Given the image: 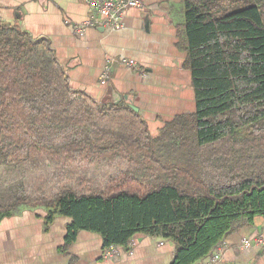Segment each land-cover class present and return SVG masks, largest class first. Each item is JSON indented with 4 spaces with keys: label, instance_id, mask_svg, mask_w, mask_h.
I'll list each match as a JSON object with an SVG mask.
<instances>
[{
    "label": "trees",
    "instance_id": "trees-1",
    "mask_svg": "<svg viewBox=\"0 0 264 264\" xmlns=\"http://www.w3.org/2000/svg\"><path fill=\"white\" fill-rule=\"evenodd\" d=\"M184 17L196 110L156 136L125 100L73 89L47 38L0 19V220L41 207L48 224L71 219L68 244L142 234L196 264L264 218V0H185Z\"/></svg>",
    "mask_w": 264,
    "mask_h": 264
},
{
    "label": "crops",
    "instance_id": "crops-1",
    "mask_svg": "<svg viewBox=\"0 0 264 264\" xmlns=\"http://www.w3.org/2000/svg\"><path fill=\"white\" fill-rule=\"evenodd\" d=\"M142 3V8L125 13L122 29L92 28L84 36L74 31L91 16L84 0H0V19L34 37L47 38L73 89L99 102L128 97L149 126L151 120L160 121L159 132L166 122L196 110L181 44L185 0ZM122 59L136 61L139 68L121 65ZM107 67L110 77L102 84ZM47 215L45 208L22 207L0 220V264H172L174 260L173 242L142 234L131 240L129 248L118 247L112 257L105 256L103 239L96 233L81 231L68 244L71 219L57 217L48 224ZM257 237L264 241L261 217L226 239L221 264H264V244H244Z\"/></svg>",
    "mask_w": 264,
    "mask_h": 264
},
{
    "label": "built area",
    "instance_id": "built-area-1",
    "mask_svg": "<svg viewBox=\"0 0 264 264\" xmlns=\"http://www.w3.org/2000/svg\"><path fill=\"white\" fill-rule=\"evenodd\" d=\"M87 2L90 10V18L80 25L74 26V31L84 36L87 30L92 28H109L119 30L123 27L125 13L133 8H142V0H84ZM121 65L132 69H138L139 66L134 60L122 59ZM110 77V68L107 67L101 76L102 84H106ZM251 243L256 245L264 244L263 239L257 237L254 240H246L244 244L249 246ZM117 247H111L105 253L106 257H112L116 254ZM224 248L218 249L206 259L205 264H221L223 260Z\"/></svg>",
    "mask_w": 264,
    "mask_h": 264
},
{
    "label": "rangeland",
    "instance_id": "rangeland-1",
    "mask_svg": "<svg viewBox=\"0 0 264 264\" xmlns=\"http://www.w3.org/2000/svg\"><path fill=\"white\" fill-rule=\"evenodd\" d=\"M159 125H160V121H153V120H151L149 128H150V132H151V134H152L153 136H156L157 128H158ZM157 133H158V132H157ZM49 171H50V174L47 175V178L50 179L52 182H55V181H56V177H55V175L53 176L52 171H51V170H49ZM4 175H5V174H4V173H1V171H0V177L3 178ZM87 177H88V178L96 177V172H95V170H92V171H90V172H87Z\"/></svg>",
    "mask_w": 264,
    "mask_h": 264
},
{
    "label": "water",
    "instance_id": "water-1",
    "mask_svg": "<svg viewBox=\"0 0 264 264\" xmlns=\"http://www.w3.org/2000/svg\"><path fill=\"white\" fill-rule=\"evenodd\" d=\"M123 98H124V100H125L126 102H128V103L131 105V107H132L136 112H139V109L133 104V101H130V100L128 99V97H123ZM123 98H122V97H118L117 100H116L115 102H116V103H119L120 101L123 100Z\"/></svg>",
    "mask_w": 264,
    "mask_h": 264
}]
</instances>
